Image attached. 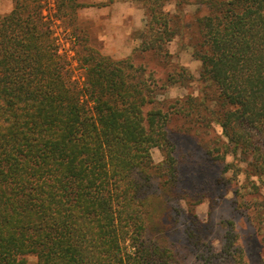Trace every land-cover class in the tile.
Wrapping results in <instances>:
<instances>
[{"label":"trees","instance_id":"obj_1","mask_svg":"<svg viewBox=\"0 0 264 264\" xmlns=\"http://www.w3.org/2000/svg\"><path fill=\"white\" fill-rule=\"evenodd\" d=\"M146 1L133 52L115 59L86 46L83 80L41 0H12L0 13V264H264V254L245 257L233 222L217 249L208 222L179 205L195 217L194 204L215 197L218 176L197 170L194 151L250 156L258 182L242 207L264 244V0H197L201 93L176 99L160 95L194 79L167 48L187 0H176L180 16ZM157 210L173 216L164 231Z\"/></svg>","mask_w":264,"mask_h":264},{"label":"rangeland","instance_id":"obj_2","mask_svg":"<svg viewBox=\"0 0 264 264\" xmlns=\"http://www.w3.org/2000/svg\"><path fill=\"white\" fill-rule=\"evenodd\" d=\"M159 1L164 4L167 10L179 14V16L181 15L176 0ZM114 2H116L117 7L115 8H117L116 12L118 14L114 17L111 25L101 24V20L105 19L103 18L105 14H98L97 11L86 8L91 3L112 4ZM146 2V0H54V5L48 15L44 12L42 1L41 4L42 16L53 30L52 37L55 44L58 46L61 44L63 48H66L67 51L63 52L66 53L68 59H71L72 66L70 68L72 73L75 78L83 80L84 67H82L81 58L86 46L99 49L102 53L115 59L126 58L133 52L140 42L139 35L146 24ZM0 4L4 8L8 3L6 0H0ZM199 6L201 4L197 0H187L183 4V19L181 20V27L178 28L180 33L167 44L170 53L169 63L178 68H186L193 74L194 79L188 84H173L163 90L160 98L176 99L188 94L196 96L201 93V84L198 80L201 60L193 52V43L196 40L197 33L195 16L199 13ZM98 15L102 16L99 18ZM59 52L62 53L60 50ZM172 64L170 67H172ZM163 71L164 69L157 71V75ZM176 124L177 126L181 124V118L176 119ZM215 126L220 130L219 126ZM173 136L178 153H181V135ZM152 157L156 164L164 161V154L158 147L152 149ZM251 158L238 152L237 154L229 153L224 161L221 159L212 160L210 156H205L200 150L194 151L193 161L196 162L197 170H201L200 173L207 170L211 177L218 176L213 186L215 197H212V199L204 198L201 202L195 203L192 209L195 217L187 209L185 200H179V205L187 211L191 220L197 218L202 222H208L211 228L209 234L217 249L221 246L220 238L225 230L223 224L233 222L238 239L245 249V257L250 261H257L264 254L261 229L256 230L253 228L251 224L252 214L242 207L253 204L250 195L247 194L250 179L258 182V178L252 175L251 170L248 168L251 165ZM227 164H229L228 168ZM200 180L198 179L197 182L199 183ZM260 190L264 194V186L261 184ZM171 198L174 197L171 195ZM256 199L260 200L261 197ZM160 206L157 204V209L160 210ZM155 215V228L162 226L164 231L166 227L171 226L173 222L171 214L162 218L157 210ZM163 221L166 223L164 226L160 224ZM181 221L184 222L180 217V224ZM158 224L160 225L157 226ZM33 259L34 257L31 258V260Z\"/></svg>","mask_w":264,"mask_h":264},{"label":"crops","instance_id":"obj_3","mask_svg":"<svg viewBox=\"0 0 264 264\" xmlns=\"http://www.w3.org/2000/svg\"><path fill=\"white\" fill-rule=\"evenodd\" d=\"M7 1V5L2 8L1 7V4H0V13H8L11 9H12V6H13V2L12 0H6ZM93 3V2H92ZM89 4L87 5L88 7H86L87 9L89 8L90 10H94V11H97V13H101V14H105V16L103 18L105 19H102L101 21V24H112L113 23V19L114 17L117 16L118 12H116L117 7L116 6V2L112 3V4ZM84 8V7H83ZM102 16V15H101ZM100 15H98V17L100 18L101 17ZM96 17V18H98ZM115 29V28H114Z\"/></svg>","mask_w":264,"mask_h":264},{"label":"built area","instance_id":"obj_4","mask_svg":"<svg viewBox=\"0 0 264 264\" xmlns=\"http://www.w3.org/2000/svg\"><path fill=\"white\" fill-rule=\"evenodd\" d=\"M42 1V3L44 4V12L48 15V13L50 12V10H51V7L54 5L53 4V1L54 0H41ZM59 49H60V51H64V52H66L67 50H66V48H63L62 46H61V44H59Z\"/></svg>","mask_w":264,"mask_h":264}]
</instances>
